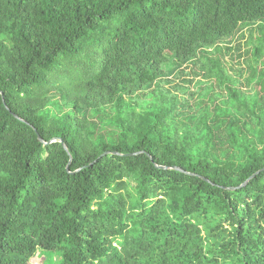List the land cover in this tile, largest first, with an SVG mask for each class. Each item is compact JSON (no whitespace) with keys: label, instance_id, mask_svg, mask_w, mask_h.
Returning <instances> with one entry per match:
<instances>
[{"label":"trees","instance_id":"trees-1","mask_svg":"<svg viewBox=\"0 0 264 264\" xmlns=\"http://www.w3.org/2000/svg\"><path fill=\"white\" fill-rule=\"evenodd\" d=\"M262 169L264 0H0V264H264Z\"/></svg>","mask_w":264,"mask_h":264},{"label":"rangeland","instance_id":"rangeland-1","mask_svg":"<svg viewBox=\"0 0 264 264\" xmlns=\"http://www.w3.org/2000/svg\"><path fill=\"white\" fill-rule=\"evenodd\" d=\"M249 28L246 29L244 28L242 32H239L238 34L235 35L234 39L232 40V45L236 46L238 44L241 45V53L244 54L243 58L241 60H239L237 57L236 58H232V54H238V52H232L231 55H226L225 60L227 61V63L229 64V66H231L233 68V70H231L232 74H236V71L239 69H242L245 67V61L248 57H250V55L248 56V54H246L247 49L249 48L246 44L248 41V35H249ZM243 35V37H242ZM172 67V64H167L165 65L164 69L168 70ZM185 71L187 73H190V67H187L185 69ZM248 73L246 72L243 76V80H245V78L247 77ZM172 80H174L172 84H169L167 86H173L174 84L177 83H183L184 79H191L192 76L189 75H183L181 77H171ZM198 79L194 78V82L191 84H185V86H189L191 91H195L197 88H199L200 84L198 83ZM59 254L57 252H45L42 250H39L37 252V254L31 259L30 264H59Z\"/></svg>","mask_w":264,"mask_h":264},{"label":"water","instance_id":"water-1","mask_svg":"<svg viewBox=\"0 0 264 264\" xmlns=\"http://www.w3.org/2000/svg\"><path fill=\"white\" fill-rule=\"evenodd\" d=\"M2 94V96H3V93H1ZM39 139H40V141H42V142H44L42 139H41V137L39 136ZM54 141H57V139H54V140H52L51 142H54ZM61 141V143L63 144V146H64V148L66 149V150H68V147L66 146V144L63 142V140H60ZM107 154H109V153H105V154H103V155H107ZM161 168H163V169H168V167H161ZM172 169H174V170H177V171H181V172H184L181 168H179V167H172ZM264 169H262L261 171H263ZM261 171H259V172H257L256 174H254L251 178H249L243 185H241L240 187H243V186H245L251 179H253L257 174H259ZM231 189H234V188H231Z\"/></svg>","mask_w":264,"mask_h":264}]
</instances>
